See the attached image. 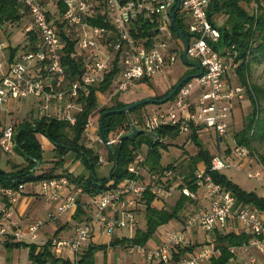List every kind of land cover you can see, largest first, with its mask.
<instances>
[{"label":"built area","instance_id":"2783aa9c","mask_svg":"<svg viewBox=\"0 0 264 264\" xmlns=\"http://www.w3.org/2000/svg\"><path fill=\"white\" fill-rule=\"evenodd\" d=\"M28 13L32 29L40 39L33 52L14 58L0 81V114L7 111L10 102L32 100L38 105L41 117L56 119L75 127L83 112V98L91 88L99 87L117 70L113 84L114 95L127 93L134 85L153 80L163 70L174 66L181 53L182 42L173 32L172 13L176 0H62L66 6L63 23L69 35L76 41L77 50L85 56V73L72 80L63 64L65 42L62 32L50 20L44 3L61 0H21ZM180 18L191 37L188 59L199 63L204 74L185 83L176 96L166 105L157 106L143 117V130L157 134L165 128H179L180 137L190 138L192 127L213 131L217 136L220 152L214 155L210 171L224 174L226 171L241 172L247 163L251 170L247 178L264 190V165L258 157L234 139V145H225L231 138L228 121L233 114V105L244 99L246 89L234 86L231 78L237 73L238 52L235 48L217 49L221 42L218 25L209 19L212 0H180ZM264 12V3H262ZM254 12L260 9L253 3ZM150 21L155 36L151 39H136L132 27L141 18ZM103 19L109 28L95 26L93 20ZM4 44L0 43V51ZM184 53V52H183ZM181 58L183 59L182 55ZM94 127L89 121L86 133ZM203 131V132H204ZM100 132V126H99ZM102 143L101 139H99ZM120 138L110 140L106 148L113 147ZM0 148L5 154H14L16 148L14 126L3 129ZM147 157L137 155L129 166L132 176L117 187L111 188L97 198H92L90 216L77 224L70 237L55 235L47 241L61 255L63 251L74 254L73 264L96 242L95 228L107 239L109 249H121L131 257H138L148 264H176L175 256L180 249L188 251L178 264H212L222 256L217 243V233L246 235L248 243L230 247L232 257L228 264H264V213L252 206L239 205L235 196L215 183L206 167L199 168L195 182L203 195L194 194L189 188H171L168 181L175 177L173 171L151 173ZM239 161L238 168L234 162ZM100 165L108 162L100 157ZM181 181L184 177L180 178ZM42 196L56 211L51 222L57 223L65 216L75 215L80 207L78 193L66 176L46 179L38 183ZM152 191L160 200H167L179 193L193 199L197 210L186 211L176 225L178 231H166L156 248L140 245H117L115 241H132L140 230V211L144 206L147 191ZM25 191V185L15 189H0L10 204ZM262 197V196H261ZM204 198L206 205L198 203ZM0 220V241L4 243L39 244L43 221L30 223L25 229L18 227L12 213L4 208ZM201 234L209 237L207 246L201 244ZM119 235V236H118ZM189 236L192 237L189 239ZM119 249V250H120Z\"/></svg>","mask_w":264,"mask_h":264},{"label":"trees","instance_id":"16d2710c","mask_svg":"<svg viewBox=\"0 0 264 264\" xmlns=\"http://www.w3.org/2000/svg\"><path fill=\"white\" fill-rule=\"evenodd\" d=\"M252 2L257 3L260 7L257 13H250L243 6ZM264 0H212L209 9L210 21L218 25L216 18L223 16L226 21L223 26L219 27L221 32V42L217 49L235 48L238 52L237 63L239 64L237 74L239 76L242 87L248 92L252 113L246 118L243 128L235 134V141L239 146L248 148L252 154L256 155L260 162L264 165V157H260L257 153L256 145L264 144V109L262 102L264 100V89L261 87L251 86L249 77L253 64L264 63V12L262 10ZM58 14L63 19L67 9L63 1L57 3ZM177 9V4L173 7V12ZM25 8L21 0H0V31L8 25L20 24L25 16ZM50 20L57 29L64 28L61 21L56 15L48 11ZM176 22L180 30L185 34L189 43L191 37L186 32L184 22L180 18V11L177 14ZM91 23L95 26L109 28V23L103 19L93 20ZM61 31V30H60ZM172 32L176 40H179L174 27ZM64 37L65 47L63 51V64L67 67L72 80L81 78L85 73V56L77 50L76 41L70 35L62 34ZM132 35L134 38L152 39L155 36L153 26L150 21L141 17L132 27ZM31 52L37 49L39 36L35 31L30 33ZM12 57L19 52L20 48L10 49ZM183 54V52H182ZM183 57V55H182ZM117 70L113 71L99 87L91 88L87 97L83 98V112L78 117L75 127L69 124L49 119L46 117H36L31 121H24L14 126L16 148L15 154L25 160L26 165L16 166L13 171L7 173L0 170V189L17 190L22 185L38 184L43 180L52 179L59 176H66L71 184L77 190L82 191V195L89 198H97L111 188L117 187L121 183L132 176L128 172L129 166L134 162L139 154L145 155L147 158V167L151 173H164L165 171H173L175 177L168 181V190L173 188H189L194 194L199 193V188L195 182V174L201 165L207 169V173L212 176L215 183L223 186L228 192H231L237 199L239 205L252 206L258 211L264 213V198L257 193H248L241 187L230 181L224 174L213 173L210 171L213 155L205 148L201 141L203 128L192 127L190 141L194 143L197 153L191 156L187 161L177 165L162 164L164 152H167L169 145L165 140L176 141L180 138L179 128H165L157 131L158 139L138 134L132 141L117 142L112 152L108 150V162L112 164V169L108 177H103L98 173L100 169V154L94 149L86 146L85 135L86 128L93 115L99 110V95L114 93V81L116 79ZM184 79V77L182 78ZM181 81V80H180ZM150 81H143L148 83ZM174 86L164 96L156 97L155 100L166 98L175 88ZM130 104L116 101L112 107H107L99 112V126L101 117L109 111L121 110ZM146 106L137 108L131 112V118L138 129H143V118L140 113ZM105 132L110 140H116L122 135L129 134L132 131L129 118L126 114L114 115L104 120ZM3 132V121L0 119V139ZM100 136V132H99ZM40 137L46 138L54 147L53 168L39 175L38 172L44 170V149ZM144 148L147 152L144 153ZM69 155H75L77 160L82 161L87 169V175L74 177L65 171L66 160ZM40 162V166H38ZM61 171V172H60ZM184 177L181 181L180 178ZM160 200L152 191H147L144 201L146 230H139L136 237L132 241H115L112 246L117 245H140L145 246L150 242L158 230L167 226L173 221H181V213L189 210L190 207L197 205V202L191 198L181 195L177 205L171 210L165 207L159 208ZM79 210L74 217V221L78 224L85 221L87 211L84 209L79 199ZM217 243L221 246L222 256L214 260L212 264H228L232 255L229 252L230 247H240L249 242L250 237L246 235L236 234H220L216 236ZM8 250L27 249L29 251L31 264H73L70 260L57 259L51 252V244L48 243L44 247L36 244L26 243H5ZM106 245L90 246L82 255L78 264H96V256L98 253L106 254L108 251ZM192 249H180V254L175 256L176 264L180 263L182 257ZM163 264V263H161Z\"/></svg>","mask_w":264,"mask_h":264},{"label":"rangeland","instance_id":"374dc122","mask_svg":"<svg viewBox=\"0 0 264 264\" xmlns=\"http://www.w3.org/2000/svg\"><path fill=\"white\" fill-rule=\"evenodd\" d=\"M248 2L245 1L243 3V6L249 11L250 13L254 12L253 8V2L251 4H247ZM45 7L49 9V7H54V3H44ZM56 8V7H55ZM55 8H53V12H55ZM226 21V18L223 16L217 17L216 22L219 27L223 26ZM31 28V22L29 19H24L21 21L20 24L17 25H8L4 27L1 32H0V43H8L9 46H13L14 48H20V50H23L25 47H27L30 43V39L27 40L26 34H27V29ZM181 53H179L178 60L176 64L170 68H167L160 72L153 80H151L148 83H139L134 85L127 93L122 94V95H114L115 93L108 92L107 94H100L99 95V110L96 112L93 117L92 121L94 122V127L98 129L99 126V119H100V114L99 112L107 107H112L116 101H119L121 103H128V104H133L142 100L146 99H155L156 97H161L164 96L169 90H171L174 86H176L180 80L188 73V75H193V74H198L199 71L197 69H191L188 65H186L183 62V59L181 58L182 52H184V48L180 45L179 46ZM10 55V48L7 50H4L0 52V64H3L4 66L7 67L8 64V58ZM1 76V74H0ZM249 83L251 86L255 87H261L264 89V63L261 64H253V67L251 69V74L249 77ZM231 83L234 86H242L239 76L237 73L233 75L231 78ZM34 102L32 100H27L24 101L23 103L17 102L15 104V107L13 109H10L9 112L1 113V118L3 121V126L4 128L7 126H15L21 122L24 121H31L33 118H36L39 116V113L36 112V107L32 105ZM18 105L21 106L22 108H18ZM157 106L154 105H149L147 106L143 111H141L140 115L143 118L144 115L147 114L148 111L155 109ZM262 107L264 109V100L262 102ZM237 110L240 114L239 117L244 123L246 118L252 113L253 108L251 105V101L248 95V92L246 91L244 99L241 101L235 102L233 105V114L230 120L228 121V124L230 126V136L226 142L225 145H234V139L232 137L235 136L236 133L240 132L242 129V125H234V112ZM38 113V115L36 114ZM143 130V129H141ZM98 131V130H97ZM96 139V144L95 148L97 151L99 150V146L103 147L99 141L98 137L95 136ZM40 140L43 144V147L45 149L47 148V145L49 143L46 142L44 137H40ZM154 140V139H153ZM85 141L87 143L92 142V140L89 139L87 134L85 135ZM201 141L204 144L205 148L208 149L211 154L214 156L220 152V147L218 145V140L217 136L213 131H204L201 134ZM167 145H169V149L167 152H164V157L162 164L164 166L167 165H177L180 166L181 163L184 161H187L191 156H194L197 153V149L194 146V143L190 141V139L180 137L176 141L173 140H165L164 141ZM99 145V146H97ZM257 147V153L261 157H264V144L263 145H256ZM104 152L107 153L106 147L104 148ZM147 152V149L144 148V153ZM54 159V158H53ZM106 160V159H105ZM24 159L20 156H17L15 153L14 154H5L3 150L0 148V170H3L5 172H10L13 168V166L17 165V163L21 162L23 163ZM107 161V160H106ZM50 166L46 167L44 166V170L39 171L38 174L42 175L44 172H47L51 167L53 168V163L49 162ZM239 164L241 162L235 161L234 165L236 168H238ZM23 166V165H22ZM106 169L105 174L103 175H108L109 170L111 167H107L108 165H101ZM201 168L203 165L200 166ZM108 168V169H107ZM251 170L249 165L247 163L244 164V167L241 169V172H237L235 170H229L224 173V175L232 181L234 184L238 185L241 187L244 191L248 193H257L259 196H262L264 198V190L261 188L259 184H257L254 181H251L247 178L246 174ZM61 172V171H60ZM99 174L102 172V169H98ZM204 190L199 191V195L204 194ZM1 199H4L2 194L0 193ZM181 198V194L177 193L173 197L160 201L158 204L159 208L165 207L167 210H171L173 207H175L178 203V201ZM204 199H202V202ZM200 203V201L198 202ZM46 205V204H45ZM48 210L51 211V207L47 206ZM199 208V205H195L189 208L188 211L192 212L194 210H197ZM186 213V211L181 213V217ZM140 230H146V219H145V207H141L140 211ZM179 221H173L170 224H168L165 227H162L158 230L154 238L145 245L146 248H156L161 244L162 241V236L166 231H178L177 223ZM50 229H53L52 226L47 227V230L49 231ZM49 231L48 235H45L40 239V243L37 244L39 247H44L46 246L48 240H50L53 237V231ZM192 238L189 236V239ZM209 240V237H207L205 234H201V244L203 246H207V242ZM103 241L107 242V239L103 237ZM45 242V243H44ZM120 249V248H119ZM115 248V249H108L107 253L104 254L98 253L96 256V264H148L146 261L140 260L138 257H131L127 255V252L121 248L120 250ZM50 252L57 258V259H62V260H70L71 262L74 261V254L69 252V251H63L61 255L55 253V250L50 247ZM24 258V256H23ZM30 260V256H29ZM31 263V261H30Z\"/></svg>","mask_w":264,"mask_h":264},{"label":"crops","instance_id":"0c3cea01","mask_svg":"<svg viewBox=\"0 0 264 264\" xmlns=\"http://www.w3.org/2000/svg\"><path fill=\"white\" fill-rule=\"evenodd\" d=\"M57 3L53 4L54 5L53 8L56 7L55 8V10H56L55 12H53V8L52 7H49V9L48 8H46V9L48 11L54 13L56 15V18L61 21L62 25H64L63 19L62 18L60 19L59 14H58ZM24 19H29L30 22H31V19H30V17H29L27 12H25V16L22 19V21ZM60 30H61L62 34L63 33H65V35L69 34V32L65 28V26H64V28H62ZM32 31H33V29H32V22H31V28L27 29V31H26L27 32V34H26L27 40L30 39V37H31L30 33H32ZM63 39H64V37H63ZM38 42L39 43H37V46L40 44V39L38 40ZM3 44H4V49H2V51L7 50L9 48L10 49H16L13 46H9L8 43H3ZM2 51H0V52H2ZM28 52H31L30 43L23 50H19V52H17L14 57H12V53H11V50H10V55H9V58H8V61H7L8 64L14 58H16L18 55L23 54V53H28ZM0 65H3V64H0ZM4 73H5V71H0V74H1L0 81H1V78H2ZM23 102L24 101H22L21 103H23ZM16 103L17 102H10L7 105V111L6 112H9L10 109H13L15 107ZM32 105L34 107H36V109H37L36 112L39 113L38 117H41L42 114L39 112L38 105L35 102H34V104L32 103ZM18 108L20 109L22 107L18 105ZM3 113H5V112H3ZM38 113H36V114L38 115ZM239 114L240 113L237 110H235V112H234V125H237V127H239V125H241L243 123L242 120L239 117ZM0 119L2 120L1 115H0ZM96 128L93 127L89 132L86 133L87 136L89 137V139L92 140V142H90V143H87V141H85L86 142V146L88 148H90V149H94L97 153L100 154V157L106 159L107 162H108V150H107V153L104 152L105 151L104 150L105 145L101 144L100 141H99V139H100L99 126H98V129H96ZM3 129H4V126H3ZM95 136L98 137L99 143L103 146V147H101V146L97 145V146L100 147L98 151L94 147L95 144H96ZM45 140H46V142H48V140L46 138H45ZM43 149H44L43 157H44V162H45L44 166L46 165V167H48V166H50V164H48V163L49 162L53 163V161H54L53 160V158H54V147L49 142L48 145H47V148L45 149V147H43ZM22 165H26L25 160L23 161V163L19 162V163H17V165L13 166V168H12V170L10 172L13 171L14 167L22 166ZM111 165L112 164H110L108 162V166L107 167H111ZM100 168L102 169V172L100 173V175L103 176V177H108L110 172H111L112 167H111V169L107 168L109 170V173L106 176L103 175V174H105L106 169L103 166H101V165H100ZM104 170H105V172H104ZM65 171L67 173L73 175L74 177L85 176V175L88 174L85 164L82 161L77 160L75 155H69L68 156V158L66 160ZM10 172H7V173H10ZM75 189H76L75 186L72 187V190L77 192L76 191L77 189L76 190ZM78 198L81 200V203H82L84 209L87 211V215H86V218H85V220H87L89 218V216H90V213H91V209H90L89 203H90L92 198H89L86 195H82V193H78ZM202 199H204V198H202ZM202 199H201L200 204L206 205L207 202L205 201V199L202 202ZM47 206L51 207V211L48 210ZM4 208H6L9 211H11L13 221H15L17 223L18 227H20L22 229H25L32 222H36V221H39V220L43 221L45 224H44V227L41 230L40 239L42 237H44L45 235H48L50 230L53 231V233H52L53 237L55 235L63 236V237H70V236L73 235V233L75 231V228H76V226L78 224L77 222L74 221V217H75V215L77 213L75 215H73V216H65L57 223L51 222V217L56 211V205L49 203L42 196L41 190H40L38 184H33L32 183V184L25 185V191L19 197H17L15 199L14 203H12V204H10L8 200L1 199V197H0V220H2V218H3L2 211H3ZM50 226H52L53 229H50L48 231L47 227H50ZM95 232H96V240L95 241L99 242L101 245H106V241L105 242L103 241V237L104 236L102 235V233L98 229V227L95 228ZM23 256H24V258H23ZM0 264H31L30 260H29V251L27 249L8 250L6 248V246H5V243L0 241Z\"/></svg>","mask_w":264,"mask_h":264},{"label":"water","instance_id":"95a60500","mask_svg":"<svg viewBox=\"0 0 264 264\" xmlns=\"http://www.w3.org/2000/svg\"><path fill=\"white\" fill-rule=\"evenodd\" d=\"M176 4H177V9L172 13V20H173V27L176 31V34L178 35L180 41L182 42L183 46H184V53H183V62L188 65L191 69H197L199 71V73L197 75H188L186 76L184 79H182L177 85L176 87L170 92V94L162 99V100H155V99H146V100H142L133 104H130L128 107L121 109V110H116V111H109L106 112L102 115L101 117V121H100V139L102 141V143L104 145H107L109 143V138L106 135L105 132V126H104V120L110 116H114V115H122V114H126L129 118L130 124H131V128L132 131L129 134H125L122 135L120 137V142H125V141H132L138 134H144L146 136H149L151 138H153L154 140L158 139V135L152 132H148L145 130H140L138 129V127L136 126V124L133 122L132 118H131V112L136 110L137 108L143 107V106H149V105H154V106H163L166 105L167 103H169L178 93V91L180 90V88L187 83L188 81L194 80L196 78L201 77L204 74V68L202 67L201 64L199 63H193L190 62L188 59V50H189V43L186 40V36L185 34L180 30V28L177 25L176 22V18H177V14L181 8V1L180 0H176ZM112 152H114V148L110 147L109 148ZM38 166H40V162H38Z\"/></svg>","mask_w":264,"mask_h":264},{"label":"flooded vegetation","instance_id":"af4514ba","mask_svg":"<svg viewBox=\"0 0 264 264\" xmlns=\"http://www.w3.org/2000/svg\"><path fill=\"white\" fill-rule=\"evenodd\" d=\"M193 70V69H192ZM193 75H196V74H193ZM186 76H188V73L184 76V78L186 77ZM182 80V79H181Z\"/></svg>","mask_w":264,"mask_h":264}]
</instances>
